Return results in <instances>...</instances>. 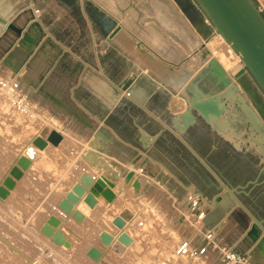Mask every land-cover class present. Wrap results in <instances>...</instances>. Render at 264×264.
Listing matches in <instances>:
<instances>
[{"label":"crops","instance_id":"0c3cea01","mask_svg":"<svg viewBox=\"0 0 264 264\" xmlns=\"http://www.w3.org/2000/svg\"><path fill=\"white\" fill-rule=\"evenodd\" d=\"M181 1L184 7L172 0L177 14L199 40L195 24L207 28L208 18L195 0L190 4ZM89 3L113 18L122 33L103 34ZM152 6L146 13L153 15L145 17L155 18V26L141 25L175 45L180 59H163L142 39L136 40L128 25L97 0H0V74L18 77L35 109L34 116L26 117L0 104V180L23 155L22 150L48 128L44 139L53 131L63 139L57 146L48 142L33 159L46 156V165L39 168L49 177L59 178L75 161H86L117 180L135 170L142 183L136 195L138 205H158L160 199L150 193L157 189L163 191L165 200L173 199L177 214L174 217L172 213L168 221L181 226L188 215L193 216L195 229L183 239L192 248H202L207 242L205 233L215 229L216 244L210 243L201 255L207 264H225L223 246L248 253L255 264H264V250L259 246L263 233L255 243L248 236L253 221L224 186H240L238 197L256 217L264 219L260 144L254 134L242 129L239 136L226 140L202 118L184 135L172 125V118L187 108L175 83L181 77L178 71L184 62L194 68L185 61L191 55L179 40L191 49L196 43L181 37L175 29L185 34L186 30L164 7ZM35 8L41 10L39 17ZM151 57L177 74L160 72ZM232 164L239 167V180L230 173ZM191 189L210 201L203 221L195 220L189 210L187 194ZM192 259L187 256L188 261Z\"/></svg>","mask_w":264,"mask_h":264},{"label":"water","instance_id":"95a60500","mask_svg":"<svg viewBox=\"0 0 264 264\" xmlns=\"http://www.w3.org/2000/svg\"><path fill=\"white\" fill-rule=\"evenodd\" d=\"M195 1L214 25L216 32L221 34L240 54L243 66L254 82L249 80L245 72L241 74L228 72L215 57L205 60L204 64L180 87L181 96L186 100L187 108L172 118V125L184 135L198 122V118H202L226 140H232L234 135L239 136L238 131L242 129L249 135H255L264 158V18L261 9L256 7L253 0ZM177 2L182 5L181 0ZM187 2L190 4V0ZM89 9L102 27L103 34L115 35L120 30L116 27V21L105 12L90 3ZM46 135L47 133L42 131L41 136L33 140V144L44 149L48 142L57 146L63 139L55 131L44 139ZM30 162L24 156L18 159V166L12 167L10 175L0 186L1 199L7 198L10 190L16 186V180L22 177L23 170L28 168ZM134 175L135 172L130 171L126 175V180L130 181ZM91 186L97 192L104 193L108 191V186H113V183L105 177L94 179L90 174L83 173L79 182L59 203V207L66 213L72 212V216L77 221H82L84 214L74 207L83 196H85L84 201L90 207L96 205L97 198L94 193L87 192V188ZM224 186L238 207L253 221L254 225L248 236L255 243L260 233L264 236V219L256 217L238 197L240 186ZM113 197L114 195L109 198ZM113 222L119 228L126 225L125 219L120 216L116 217ZM51 238L56 243L67 246L66 237L60 228L53 233ZM100 239L106 245H111L114 241V237L106 231L101 233ZM118 240L125 245L132 243V237L126 232H123ZM259 246L264 250V237ZM88 255L94 260H100L102 252L96 247H91ZM193 264H199V262Z\"/></svg>","mask_w":264,"mask_h":264},{"label":"rangeland","instance_id":"374dc122","mask_svg":"<svg viewBox=\"0 0 264 264\" xmlns=\"http://www.w3.org/2000/svg\"><path fill=\"white\" fill-rule=\"evenodd\" d=\"M117 1L122 7V9L124 10V12L128 15L129 20L134 25L137 26L135 22L136 19L133 14L135 10V6H132L127 1H124V0H117ZM151 1L154 4L156 3V0H151ZM253 2L255 3L257 8L261 9V14L264 18V0H253ZM117 18L121 19L120 17H117ZM154 19L155 18L143 17L142 19H140V22L145 27L148 25L155 26V24L152 23V22H155ZM207 24H208L207 28H205L203 25H200L199 22L195 24L196 32L199 36V41L196 44V46L193 47L192 49L189 48V46L183 40L182 41L179 40L182 47L185 50H187V52H190V55H191L190 59H187L185 61L190 62V64L194 68L198 67L202 63V61H204L200 57L202 49L208 46L214 52L216 57H218L224 62V66L226 70H228L229 72L232 71L233 73H236V74H241L245 72L248 75L249 80L254 82L253 78L250 76L246 68L243 66L241 58L239 57L237 52L233 49V47L227 42V40L222 35L216 32V28L214 27V25L211 23L209 19H208ZM175 30L185 40H188V41L189 39H191L192 41L196 40L194 39L193 34H191L189 31H186V34H185L181 32L180 30H177V29ZM130 32L134 36V38L138 40L137 39L138 36L136 32L133 30H131ZM175 39H177V36H175ZM181 63L182 61L177 63V65ZM260 92L263 94L261 90ZM0 104L5 110L10 109L12 112L16 113L19 116L24 115V113H21L17 109H15L11 105L9 100L6 99L5 96L3 97L1 93H0ZM34 115H35V111L32 113V115L25 114L24 116L29 117V116H34ZM0 134L1 135L3 134L2 127H0ZM31 156L34 157V155H31ZM2 158L3 157L1 155L0 162L3 161ZM46 160L47 158L44 157V159L40 161L39 165H41L42 167L46 165L47 163ZM0 168H2L1 165H0ZM230 173L233 174L234 177H236V179L238 180L239 178H241L239 176V167L235 164H232L230 166ZM44 177L45 179L48 180L47 182L45 181L48 187L50 185H53L60 178V177L59 178L49 177V175H46L43 171H41V169L38 166V168H36V170H34L30 174V177L27 180V182H25V185L20 183V185L18 186V188L16 189V191L14 192L10 200L6 202L0 201V219L6 217L10 223L9 224L8 222H5V221L4 222L6 224L4 222H0V231H1L0 233L2 235L6 234L7 238L10 241L13 240L12 242L14 243L16 242L17 245H21L22 249H23V246H26L29 241L30 243L32 242L31 246L28 245V248L27 247H24V248H27V250L29 249V251L32 249L30 251L32 254L35 251L36 253L35 252L34 253L37 256H35L34 258L36 259V261L37 259H39L38 261H42L43 259V261L40 262L42 264H47V263L53 264V262L54 264H57V263L58 264H95V262L87 255L86 250L90 247V241L92 239V235H94L97 231H99V227L98 226L92 227V223L90 221L82 225L79 231H76V228L74 227L65 229V231L68 234L69 242L67 243V246H64V247H59L54 244H51L50 241L47 240V238L45 237L44 233L40 231L41 226H43L42 224L45 222V220L50 214L49 212L50 208H45L46 206L44 207V204H43L44 199L46 198L47 202L50 203L53 199L55 201H59L60 198L64 195L62 194L60 196H53V193L50 190L49 192L44 193L43 191L44 190L43 185H45ZM52 180H54L53 181L54 183H50L52 182ZM123 180H126V178ZM1 181L2 179L0 180V182ZM124 184H127L126 181H124ZM119 186L121 187L120 183H119ZM120 187H118V191L116 193V195L118 196V201L115 203L118 204V202H122V204L124 205H120L119 207L121 208L120 210H124L125 212H128L130 216L135 214L134 220L136 221H134L135 224L133 226L135 227L134 233L136 234V238L143 245L142 252L150 251L151 256L154 258V261L157 259L166 258L167 256H161L164 254L163 252L168 253L166 254L168 256L173 254V252H176L177 245L179 244L180 241L184 239L186 233H188L191 230L194 231L195 228L193 224L195 222L193 221L192 215L190 216L187 214L188 218L185 219L186 221H184V224L181 226L176 225L175 223L173 224L171 221L167 220L168 217L172 213L174 214V217H175L177 212L174 210V207L172 206L173 199L166 198L165 200L162 190L154 189L150 191V193L154 195L156 199L157 198L158 200L160 199L159 200L160 202H158L159 203L158 205L153 203V204H150V206L149 205L146 206L148 211L146 210L143 212V210H140V208L142 207L141 204L138 205L136 201V197H137L136 195L138 194L136 189L131 188L129 191V198H126L124 200L121 197H119ZM115 209H118V208L115 207ZM139 211L140 212L142 211V213H140ZM117 213L118 212L114 210V216ZM147 216H150V217H147ZM146 217L150 218L149 221L144 220V218ZM139 223L141 225H139ZM201 224L202 222H200L199 224L196 223L198 227ZM88 230H90V233L89 235L85 236L84 234L88 232ZM176 231L179 233H177ZM26 240H28V242ZM33 249L35 250L33 251ZM163 249H165L166 251L169 250V252H166L165 250L163 251ZM113 250L114 249L111 250L112 252L109 251L108 253H106L104 261L100 262V264H136L139 260L142 259V255L139 252H137L135 249L133 251H130V249H123V248L119 250H114V251ZM6 251L7 250L4 249L1 245L0 246V264H14L13 262L11 263V261L19 262L16 257H12L11 261H9L7 256H5ZM161 251H162V254H161ZM110 253L111 255H108ZM35 254H33V256ZM44 257L45 258L47 257V259H45V261L47 260L45 263H43ZM184 257L185 258L180 257L181 258L179 260L180 263L185 262L187 260V254L184 255ZM53 258L55 259V261ZM195 258L203 259L201 256H197ZM6 261L7 262L9 261V262L6 263ZM140 264H145V263L141 262Z\"/></svg>","mask_w":264,"mask_h":264},{"label":"bare ground","instance_id":"6f19581e","mask_svg":"<svg viewBox=\"0 0 264 264\" xmlns=\"http://www.w3.org/2000/svg\"><path fill=\"white\" fill-rule=\"evenodd\" d=\"M99 2H102L107 11L111 14H113L116 17H120L125 23L126 25H128V27L135 31L137 36L142 39V41L146 42L148 45H150V47L158 54L160 55L163 59H167V60H178L181 57V54L179 53L177 47L173 44H171L165 37H163L161 34H159L157 31H155L152 28H145L141 25L140 23V19L145 17V16H152L153 14L150 13H146V8L149 9V7H153L152 4L153 2L151 0H124L127 1L129 4H131L132 6H135V10H134V16L136 19V23L137 26L134 25L128 18V15L124 12V10L122 9V7L120 6V4L118 3L117 0H97ZM156 6L158 9H161L162 7H164L168 14L171 15V17L175 18L179 24H181L183 26V28L186 31L188 29V26L186 25V22L182 19L181 15L177 14V8L176 5L172 2V0H156ZM152 10V9H151ZM154 10V9H153ZM148 12V11H147ZM178 30V29H177ZM123 28H121L115 36H117L118 34L122 33ZM219 34V33H218ZM221 35V34H220ZM194 36V35H193ZM184 39V38H183ZM194 42L197 44L198 43V39L194 36ZM228 42V41H227ZM205 43V42H204ZM229 43V42H228ZM208 44V43H207ZM230 44V43H229ZM231 45V44H230ZM207 46V45H205ZM232 46V45H231ZM195 47V46H193ZM234 49V48H233ZM211 55H210V54ZM239 55V57L241 58L240 54L237 53ZM200 57L205 61L211 57H215L218 59V61L222 64V66L225 68L224 66V62L219 59L218 57H216V55L214 54V52L207 46L204 47L202 49V52L200 54ZM151 60L153 61L154 66L160 71V72H166V73H176L174 72L175 70L172 69L169 66H164L162 65L161 62L155 60L153 57H151ZM185 64L183 66L180 67V71H178V73L181 75L180 78L175 80V83L178 87L183 86L190 78L191 76L195 73V70L191 69L188 66L187 62H184ZM243 63V62H242ZM226 69V68H225ZM228 71V70H227ZM229 72V71H228ZM177 74V73H176ZM171 83L174 82L173 79H170ZM1 95L4 97L5 95L0 91ZM6 98V96H5ZM7 99V98H6ZM179 100V99H178ZM181 100V99H180ZM179 100V101H180ZM10 102V101H9ZM182 103V102H181ZM182 105V104H181ZM184 106V105H183ZM42 129V128H41ZM47 129L43 130V133H47ZM36 131V130H35ZM29 134V133H28ZM31 134V132H30ZM42 134V133H41ZM41 134L39 136H41ZM47 136V135H46ZM36 138V137H35ZM34 138V139H35ZM33 139V140H34ZM33 140L32 142H30L31 144L27 145L26 143V147L24 150H22L24 157H27L31 162L30 165L28 166L27 169L23 170V175L20 179L16 180V186L14 187V189L10 190V194L7 196V198L5 199H1L0 201L2 202H6L8 200H10V198L13 196L14 192L16 191V189L18 188V186L20 185V183H22V181H24V177H26V173L30 172L29 170H31V173L36 170V168H38V166H40V161L44 159V157L46 156H41V159H33V157L31 155H35L34 153L40 149L41 151L44 149L39 148L38 146L33 144ZM27 142V141H26ZM66 143V142H65ZM68 144V143H67ZM24 145V144H23ZM52 146V145H51ZM87 145H85L86 147ZM90 148V147H89ZM48 152V151H47ZM37 153V152H36ZM45 154H48L45 152ZM22 156H19L22 157ZM18 157V156H17ZM81 157V156H80ZM15 163V165L13 164V166H11V168L9 167L7 174L5 176H3L2 181L0 182V186L3 185L4 179L10 175V171L12 169V167L14 166H18V159ZM82 159V158H81ZM79 160V159H78ZM82 161V160H81ZM15 162V161H14ZM79 162V161H78ZM78 162H75V164L70 167H68V170L65 171V173H63L61 176H59L60 178L57 180V182H53L54 180H52V182L50 183H54L53 185H50L48 187V185L46 184V182L48 181L47 179H45L44 177V184L43 185V191L44 193L52 191L53 196H60L62 194H64L59 201H55L54 199L49 203L47 202V199H44V207L45 208H50L49 212V216L47 217V219L45 220V222L42 224L43 226H41L40 231L44 233L45 237L47 238V240L50 241L51 244H54L56 246L59 247H64L65 245H60L58 243H56L55 241L52 240L51 236L53 235V233L60 228L62 230V233L65 235L66 237V241L67 243L69 242V238H68V234L65 231V229L70 228V227H74L76 228V231H79L82 225H84L86 222L90 221L92 223V227L93 226H98L99 227V231H97L94 235H92V239L90 241V247L86 250L87 251V255H88V250L91 247H96L98 248L101 252H102V257L100 260H94L92 257H89L95 262V264H100V262L104 261L105 259V255L106 253H108L109 251H111L112 249L114 250H119L121 248L123 249H130V251H133L134 249L139 252L142 255V261L139 260L136 264H140L141 262H144L145 264H193L194 262H199V264H207L206 261L204 259H200V258H193L192 261H188L186 260L185 262L180 263V259L181 258H185L184 255H179L176 252H173V254H171L170 256L166 255L168 253L163 252L164 254L161 256H167L166 258H162V259H157L154 261V258L151 256V252L150 251H146V252H142L143 251V245L141 244V242L136 238V234L134 233V218H135V214L134 215H129L128 212H125L124 210H120L121 208L120 205H124L122 204V202H118V204H116L115 202L118 201V196L116 195L117 191H118V187L119 183L121 184L120 187V192H119V197H121L122 199H126L129 198V191L131 188H135L137 192L140 191V188L142 186L141 180L140 178L136 175L137 173H135L134 177L130 180H123V179H112L109 178L108 176H106V174H104L103 171L100 170L97 171V169H94L92 166H90L86 161L84 162H80L78 164ZM20 167V166H19ZM21 168V167H20ZM96 168V167H95ZM57 171V170H56ZM106 171V170H105ZM108 171V170H107ZM134 172H136L135 170H132ZM26 173V174H25ZM56 173V172H55ZM82 173H88L90 174L94 179H97V177L95 176H99L101 175V173H103L102 176L99 177H105L108 180H110L113 183V186H108V191L101 193V192H97L93 186L88 187L87 188V192L92 191L95 195V197L97 198V203L94 207H90L85 201H84V197L83 196L80 201L75 204L74 209H78L80 210L83 214H84V219L82 221H77L73 216H72V212L70 213H66L63 209H61L59 207V203L62 201V199L65 198L66 194L72 190L73 186L79 182L80 177L82 176ZM106 173V172H105ZM108 175V173H107ZM98 177V178H99ZM120 178V177H119ZM124 181H126L127 184H124ZM48 182V183H49ZM49 183V184H50ZM114 197L112 199H110L109 197L113 196ZM46 196V195H45ZM110 201V202H109ZM109 202V203H108ZM142 204V203H141ZM118 209H115V207ZM142 207L140 208V210L144 211H148L146 205H141ZM18 209V208H17ZM21 210V209H20ZM114 210H116L118 213L114 216ZM22 211V210H21ZM140 212V211H139ZM142 213V211L140 212ZM138 214V213H137ZM136 214V215H137ZM149 215V214H147ZM122 217L125 219L126 221V225L123 228H119L116 224H114V219L116 217ZM150 217V216H147ZM144 218V220L149 221L150 218ZM9 218V217H8ZM137 218V217H136ZM154 218V217H152ZM8 222L9 220L5 217V218H1L0 222ZM4 222V223H5ZM145 222V221H144ZM6 224V223H5ZM10 224V223H9ZM12 224V223H11ZM4 225V224H3ZM15 225V224H13ZM139 225H141L139 223ZM143 225V224H142ZM139 227V226H138ZM137 227V228H138ZM139 229V228H138ZM137 229V230H138ZM92 230V229H91ZM108 232L110 233L113 237H114V241L112 242L111 245H106L105 243H103L100 239V235L102 232ZM1 232V231H0ZM126 232L129 234L130 237H132V243L129 245H125L122 242H120L118 240V237L123 233ZM137 232V231H136ZM173 232V231H172ZM177 232V231H176ZM90 230H88V232H86L84 235L87 236L89 235ZM175 233V231H174ZM179 233V232H177ZM174 237V236H173ZM29 240V239H28ZM28 240H26L28 242ZM13 241V240H12ZM10 241L6 234H1L0 233V244L2 245V247L4 249H6V255L8 260L11 261L12 257H16L18 259V261L20 262V264H42L40 262L43 261H38L39 259L34 258L35 256H37L35 253V249H33V254H35L33 256V254L29 251L28 245L31 246L30 241L28 242V244L26 246H23V249L21 248V245H17V243L15 244L14 242ZM16 241V240H15ZM32 241V240H31ZM25 243V241H24ZM30 243V244H29ZM34 243V242H33ZM0 245V246H1ZM25 245V244H24ZM33 245V244H32ZM34 246V245H33ZM27 247V248H24ZM39 249V248H38ZM113 250V251H114ZM165 249H163L164 251ZM166 251V250H165ZM39 252V251H38ZM112 252V251H111ZM166 252H169V250H167ZM143 253V254H142ZM116 254V253H115ZM162 254V251H161ZM108 255H111L108 254ZM107 255V256H108ZM4 256V257H5ZM119 256V255H118ZM160 256V255H159ZM187 256L189 258H191L188 254ZM51 257V256H50ZM124 257V256H123ZM181 257V258H180ZM6 258V257H5ZM45 259H47V257H44V262L45 263ZM54 259V258H53ZM49 260V258H48ZM51 260V259H50ZM108 260V258H107ZM4 261V260H3ZM8 261V262H9ZM55 261V259H54ZM57 261V259H56ZM6 261V263H8ZM14 264H19V262H14L11 261V263ZM49 262V261H48ZM56 263V262H55ZM106 263V262H104ZM48 264V263H47ZM52 264V263H51ZM54 264V262H53ZM58 264V263H57Z\"/></svg>","mask_w":264,"mask_h":264},{"label":"built area","instance_id":"2783aa9c","mask_svg":"<svg viewBox=\"0 0 264 264\" xmlns=\"http://www.w3.org/2000/svg\"><path fill=\"white\" fill-rule=\"evenodd\" d=\"M34 12L39 17L41 10L35 8ZM0 91L10 101L11 105L19 112L32 115L35 111L29 95L23 89L20 80L16 76H3L0 74ZM129 94V93H127ZM142 173V169H140ZM187 201L189 210L194 215L195 220L203 221L211 204L210 201L195 189H191L187 194ZM206 244L200 248L195 249L191 247L188 240L181 241L177 248L179 255L188 254L191 258L203 255L208 246L215 243L216 231L214 228L209 229L205 233ZM222 261L225 264H255L248 253H241L233 248L223 246L221 247Z\"/></svg>","mask_w":264,"mask_h":264},{"label":"flooded vegetation","instance_id":"af4514ba","mask_svg":"<svg viewBox=\"0 0 264 264\" xmlns=\"http://www.w3.org/2000/svg\"><path fill=\"white\" fill-rule=\"evenodd\" d=\"M249 102H251L250 99H249Z\"/></svg>","mask_w":264,"mask_h":264}]
</instances>
